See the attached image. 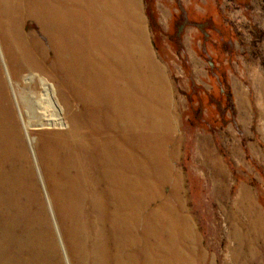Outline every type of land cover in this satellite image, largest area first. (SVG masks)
Wrapping results in <instances>:
<instances>
[{
	"label": "bare ground",
	"instance_id": "1",
	"mask_svg": "<svg viewBox=\"0 0 264 264\" xmlns=\"http://www.w3.org/2000/svg\"><path fill=\"white\" fill-rule=\"evenodd\" d=\"M138 8L139 0H0L12 93L0 63V264L202 260L172 168L176 145L166 148L175 108ZM29 20L44 42L24 32ZM165 184L170 193L159 197ZM250 224L264 246V218ZM234 247L236 263H263L249 241Z\"/></svg>",
	"mask_w": 264,
	"mask_h": 264
},
{
	"label": "rangeland",
	"instance_id": "2",
	"mask_svg": "<svg viewBox=\"0 0 264 264\" xmlns=\"http://www.w3.org/2000/svg\"><path fill=\"white\" fill-rule=\"evenodd\" d=\"M138 14L175 108L176 137L166 148L176 145L172 168L200 242L199 264H238V237L264 264V246L250 224L264 218V0H139ZM23 28L46 40L34 21ZM38 185L44 196L40 179ZM170 190L163 185L159 197ZM57 239L60 245L59 231Z\"/></svg>",
	"mask_w": 264,
	"mask_h": 264
}]
</instances>
